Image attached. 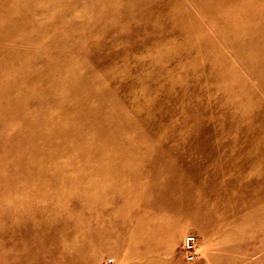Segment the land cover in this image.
<instances>
[{
    "label": "rangeland",
    "instance_id": "1",
    "mask_svg": "<svg viewBox=\"0 0 264 264\" xmlns=\"http://www.w3.org/2000/svg\"><path fill=\"white\" fill-rule=\"evenodd\" d=\"M0 264H264V0H0Z\"/></svg>",
    "mask_w": 264,
    "mask_h": 264
},
{
    "label": "built area",
    "instance_id": "2",
    "mask_svg": "<svg viewBox=\"0 0 264 264\" xmlns=\"http://www.w3.org/2000/svg\"><path fill=\"white\" fill-rule=\"evenodd\" d=\"M196 240V236L193 234H189L184 240V253L186 254L187 259L189 260H193L197 257L198 252L195 247Z\"/></svg>",
    "mask_w": 264,
    "mask_h": 264
}]
</instances>
